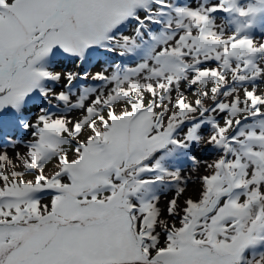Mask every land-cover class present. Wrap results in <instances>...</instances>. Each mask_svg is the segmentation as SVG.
I'll return each mask as SVG.
<instances>
[{"label":"snow or ice","instance_id":"obj_1","mask_svg":"<svg viewBox=\"0 0 264 264\" xmlns=\"http://www.w3.org/2000/svg\"><path fill=\"white\" fill-rule=\"evenodd\" d=\"M210 2L0 0V264H264V42L210 16L264 0Z\"/></svg>","mask_w":264,"mask_h":264},{"label":"rangeland","instance_id":"obj_2","mask_svg":"<svg viewBox=\"0 0 264 264\" xmlns=\"http://www.w3.org/2000/svg\"><path fill=\"white\" fill-rule=\"evenodd\" d=\"M178 4H191L192 0H175ZM202 7L206 10L211 7V2L205 3L204 0H200ZM241 6H246L248 3H255V0H238ZM215 30L217 32H223L227 37L236 31L238 27L242 28L243 31L240 33L242 36H248L256 41L264 42V10L258 14L248 17H240L235 11L231 12H216L210 14ZM255 62L264 64V54L255 58ZM264 87V85H262ZM189 99H192L190 96ZM214 157L206 156V159L211 162ZM51 171V167L48 169ZM196 186L189 184V193L191 194Z\"/></svg>","mask_w":264,"mask_h":264}]
</instances>
